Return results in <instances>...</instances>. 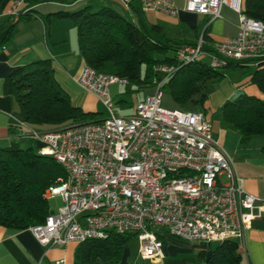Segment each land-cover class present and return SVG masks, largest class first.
<instances>
[{"label": "built area", "instance_id": "2783aa9c", "mask_svg": "<svg viewBox=\"0 0 264 264\" xmlns=\"http://www.w3.org/2000/svg\"><path fill=\"white\" fill-rule=\"evenodd\" d=\"M138 1L143 12L160 10L176 16L173 0ZM244 0H186L184 9L208 17L222 16L227 5L238 12L234 37L214 41L207 50L204 32L195 44L175 50L176 64L154 66L160 77L154 91L136 102L129 115L117 114L110 86L129 84L114 73L84 62L78 82L97 95L109 115L98 121L73 123L31 135L39 152L52 156L66 178L46 189L48 199L60 196L63 206L44 223L28 229L45 246L105 238L110 232L136 233L142 259L164 256L169 234L186 241L240 240L252 221L264 213V198L250 193L234 160L213 136L209 118L199 111L163 105L162 86L177 65L210 54V65L230 60L249 62L264 56V22L242 12ZM22 0H12L6 15L18 20Z\"/></svg>", "mask_w": 264, "mask_h": 264}, {"label": "trees", "instance_id": "16d2710c", "mask_svg": "<svg viewBox=\"0 0 264 264\" xmlns=\"http://www.w3.org/2000/svg\"><path fill=\"white\" fill-rule=\"evenodd\" d=\"M12 0H6L5 4ZM19 18L29 14L33 0H22ZM137 20L132 21L111 7L94 9V4L70 12L58 13L77 26L78 47L84 60L95 69L114 73L129 80L135 90L153 86L160 75L156 64H176L175 50L182 44H171L159 25L146 26L138 1L130 3ZM242 12L264 22V0H244ZM8 23L0 48L16 33L15 22ZM160 34L156 36V34ZM206 37L208 28L204 31ZM163 34V35H162ZM209 39V37H208ZM229 68L239 69L264 93V66L229 61L224 67H213L202 60L177 65V70L165 81L179 108L203 112L212 91L226 76ZM4 92L12 95L29 128L11 124V135L30 134V128L40 131L60 128L73 123L95 120L96 113L86 112L71 102L68 93L54 77L50 59H42L18 68L4 82ZM219 110L222 117L244 135H264V100L248 95L240 88ZM208 117V116H207ZM40 146L0 148V226L28 229L44 223L54 212L46 189L67 174L49 155L39 152ZM136 233L110 232L105 238H90L79 243L81 264H122L125 250ZM159 237H163L159 233ZM198 264H244V254L235 239L216 242L207 254L201 251Z\"/></svg>", "mask_w": 264, "mask_h": 264}, {"label": "crops", "instance_id": "0c3cea01", "mask_svg": "<svg viewBox=\"0 0 264 264\" xmlns=\"http://www.w3.org/2000/svg\"><path fill=\"white\" fill-rule=\"evenodd\" d=\"M5 1L0 0V41L6 36L8 23H11L9 18H12L6 15L9 2L5 4ZM99 1L102 3L99 7H111L130 20H137L131 5L123 0H33L29 14L15 22L14 37L0 48V148H23V143L27 147L32 146L30 138L34 140L35 146L41 145V141L29 133L25 135L9 133L8 128L11 124L27 128L29 126L15 98L4 92L7 76L18 68L38 60H51L54 77L68 93L73 104L82 107L86 112L96 114L105 110L106 113L98 120L109 115L101 99L78 82V74L86 61L79 51L76 24L68 17L57 16L58 13L75 11L87 4L97 5ZM173 1L180 7L176 16L160 10H149L143 14L144 24L148 27L159 25L171 44H195L200 34L208 28L209 39L205 35L207 40L205 47L211 50L212 42L234 37L238 32V12L227 5L222 7L221 17L208 23V17L184 9L186 0ZM210 59V54H206L201 60L210 63ZM248 64L264 66V56L253 59ZM238 88L248 95L264 100V93L250 82L242 70L229 68L226 70V76L210 95L207 116L218 115V127L215 128L212 124L213 136L234 160L238 172L245 179L246 189L264 198V135L242 134L222 117L219 110L221 105L234 96ZM141 90L142 97H136L127 112L115 110L116 113L131 114L136 102L143 100L154 91V88L150 86ZM122 91L121 84L115 83L110 86V94L114 101ZM163 104L170 109L179 108L172 95L165 92ZM162 239L164 256L145 260L148 264H198L200 252L209 254L213 249L212 243L206 241H186L169 234H163ZM238 241L244 254V264H264V213L252 221ZM78 250L79 244L74 242L45 246L29 229L0 226V264H81Z\"/></svg>", "mask_w": 264, "mask_h": 264}, {"label": "rangeland", "instance_id": "374dc122", "mask_svg": "<svg viewBox=\"0 0 264 264\" xmlns=\"http://www.w3.org/2000/svg\"><path fill=\"white\" fill-rule=\"evenodd\" d=\"M99 4H102V3L100 1L97 2V5H95V8H98ZM203 58H205V56ZM134 86L135 85H132L130 83L122 85L123 91L120 94V96H118L117 100L114 101V103H115L114 109L115 110L127 112L128 109L131 108V106L133 105L135 98L136 97H142L143 91L142 90H135L136 86L135 87ZM165 93L170 94L168 91H165ZM99 112L100 113H97L94 115L95 120L102 118V116L106 113L105 110H102ZM208 118L212 122L214 127L217 128L218 127V115H214V117L209 116ZM38 131L43 132L40 130H38ZM46 131H48V130H46ZM30 134H31V132H30ZM29 141H31L32 146L36 145L32 138H30ZM25 147H27V146L25 143H23V148H25ZM50 205H51L52 209L56 211L58 208L63 206V200L60 196H56V197L50 199ZM211 246L215 247L216 242H212ZM122 264H148V262L145 260H142L140 255H139V241H138L137 237H134L133 239H131V241L127 245L126 250H125V256H124Z\"/></svg>", "mask_w": 264, "mask_h": 264}]
</instances>
